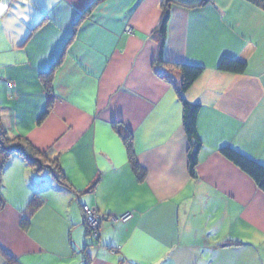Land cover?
Segmentation results:
<instances>
[{"label": "crops", "instance_id": "obj_1", "mask_svg": "<svg viewBox=\"0 0 264 264\" xmlns=\"http://www.w3.org/2000/svg\"><path fill=\"white\" fill-rule=\"evenodd\" d=\"M176 1L161 57L204 67L184 92L200 105L195 176L179 73L156 74L162 0H0V128L56 160L69 184L6 159L0 264H264V192L219 150L264 165V9ZM223 57L246 70H218ZM84 207L102 215L98 239Z\"/></svg>", "mask_w": 264, "mask_h": 264}, {"label": "trees", "instance_id": "obj_2", "mask_svg": "<svg viewBox=\"0 0 264 264\" xmlns=\"http://www.w3.org/2000/svg\"><path fill=\"white\" fill-rule=\"evenodd\" d=\"M250 2L256 4L257 6L264 9V0H249ZM172 4H178L176 0H162V17L158 27L154 30V35H156L159 42V53L156 58V66H159V70H156V74L161 78L170 81L174 79L173 73H179V85L177 87V93L180 101L183 105V126L185 133L188 137L190 146L188 148V170L191 176H195V166L197 163V153L200 148V140L197 135V116L200 105L198 103H193L184 98V92L192 85V83L200 76L203 72L204 67L199 65L180 63V62H169L163 60L161 57L162 48L166 38V28L170 16V7ZM194 4L193 6H196ZM192 6V5H189ZM58 59L53 66L59 63ZM217 69L223 72L240 74L244 73L246 70V62L240 59H235L231 57H223L217 64ZM53 69H50L48 73H42L44 77V83L48 84L50 76ZM114 130L122 137L123 142L126 146L130 161L133 162V151L130 135L122 132L118 127L114 126ZM226 158L236 164L240 169L247 173L256 183L258 188L264 192V165L260 162L242 154L241 152L235 150L229 146H223L220 149ZM12 154H19L26 160V162L36 168L37 170L42 168H47L54 179L60 184L69 187V184L62 172L59 164L56 160L47 159L41 151L36 149L26 140L21 137L10 138L6 132L0 128V173L6 159ZM134 171L137 167L133 164ZM37 198L32 199L29 203L28 208L31 210L35 209L39 204ZM0 205H2V200L0 196ZM89 234L90 231L86 227ZM98 239V238H97ZM11 260V259H10Z\"/></svg>", "mask_w": 264, "mask_h": 264}, {"label": "built area", "instance_id": "obj_3", "mask_svg": "<svg viewBox=\"0 0 264 264\" xmlns=\"http://www.w3.org/2000/svg\"><path fill=\"white\" fill-rule=\"evenodd\" d=\"M84 223L89 229L91 235L94 238L99 237L100 222L102 220V215H100L94 208L84 207L83 208ZM131 217L130 212H125L119 216L109 217L113 222L115 221H126Z\"/></svg>", "mask_w": 264, "mask_h": 264}, {"label": "snow or ice", "instance_id": "obj_4", "mask_svg": "<svg viewBox=\"0 0 264 264\" xmlns=\"http://www.w3.org/2000/svg\"><path fill=\"white\" fill-rule=\"evenodd\" d=\"M0 11H3V9H2V8H0Z\"/></svg>", "mask_w": 264, "mask_h": 264}, {"label": "clouds", "instance_id": "obj_5", "mask_svg": "<svg viewBox=\"0 0 264 264\" xmlns=\"http://www.w3.org/2000/svg\"><path fill=\"white\" fill-rule=\"evenodd\" d=\"M85 224V223H84Z\"/></svg>", "mask_w": 264, "mask_h": 264}]
</instances>
